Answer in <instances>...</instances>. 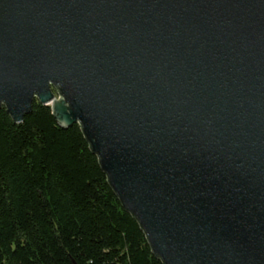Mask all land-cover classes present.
Wrapping results in <instances>:
<instances>
[{
	"label": "water",
	"instance_id": "obj_1",
	"mask_svg": "<svg viewBox=\"0 0 264 264\" xmlns=\"http://www.w3.org/2000/svg\"><path fill=\"white\" fill-rule=\"evenodd\" d=\"M33 101L162 264H264V0H0V108Z\"/></svg>",
	"mask_w": 264,
	"mask_h": 264
},
{
	"label": "trees",
	"instance_id": "obj_2",
	"mask_svg": "<svg viewBox=\"0 0 264 264\" xmlns=\"http://www.w3.org/2000/svg\"><path fill=\"white\" fill-rule=\"evenodd\" d=\"M0 108V264H162L107 183L80 127L33 101Z\"/></svg>",
	"mask_w": 264,
	"mask_h": 264
},
{
	"label": "built area",
	"instance_id": "obj_3",
	"mask_svg": "<svg viewBox=\"0 0 264 264\" xmlns=\"http://www.w3.org/2000/svg\"><path fill=\"white\" fill-rule=\"evenodd\" d=\"M53 92H54L56 98H58V94L56 93V90L55 89L53 90Z\"/></svg>",
	"mask_w": 264,
	"mask_h": 264
}]
</instances>
